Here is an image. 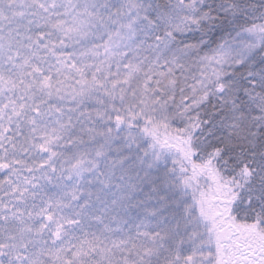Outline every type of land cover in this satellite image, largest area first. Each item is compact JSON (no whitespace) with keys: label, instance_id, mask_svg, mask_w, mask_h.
I'll return each instance as SVG.
<instances>
[{"label":"snow or ice","instance_id":"snow-or-ice-1","mask_svg":"<svg viewBox=\"0 0 264 264\" xmlns=\"http://www.w3.org/2000/svg\"><path fill=\"white\" fill-rule=\"evenodd\" d=\"M0 264H264V0H0Z\"/></svg>","mask_w":264,"mask_h":264}]
</instances>
